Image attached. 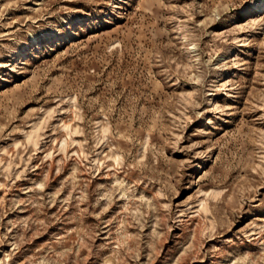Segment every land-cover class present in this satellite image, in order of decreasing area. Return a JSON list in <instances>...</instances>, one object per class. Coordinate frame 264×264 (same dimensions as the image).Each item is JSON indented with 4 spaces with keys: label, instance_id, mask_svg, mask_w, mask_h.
I'll use <instances>...</instances> for the list:
<instances>
[{
    "label": "rangeland",
    "instance_id": "1",
    "mask_svg": "<svg viewBox=\"0 0 264 264\" xmlns=\"http://www.w3.org/2000/svg\"><path fill=\"white\" fill-rule=\"evenodd\" d=\"M0 264H264V0H0Z\"/></svg>",
    "mask_w": 264,
    "mask_h": 264
},
{
    "label": "bare ground",
    "instance_id": "2",
    "mask_svg": "<svg viewBox=\"0 0 264 264\" xmlns=\"http://www.w3.org/2000/svg\"><path fill=\"white\" fill-rule=\"evenodd\" d=\"M34 135H35V132H31V134L28 136V141L29 142H33L34 141ZM61 148V147H60ZM62 148H64V144L62 145ZM200 207L201 209L203 210L204 209V204H200Z\"/></svg>",
    "mask_w": 264,
    "mask_h": 264
}]
</instances>
